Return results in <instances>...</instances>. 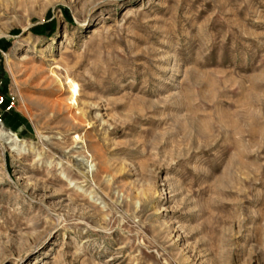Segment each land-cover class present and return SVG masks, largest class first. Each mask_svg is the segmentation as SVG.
I'll return each instance as SVG.
<instances>
[{"label":"rangeland","instance_id":"1","mask_svg":"<svg viewBox=\"0 0 264 264\" xmlns=\"http://www.w3.org/2000/svg\"><path fill=\"white\" fill-rule=\"evenodd\" d=\"M0 264H264V0H0Z\"/></svg>","mask_w":264,"mask_h":264},{"label":"bare ground","instance_id":"2","mask_svg":"<svg viewBox=\"0 0 264 264\" xmlns=\"http://www.w3.org/2000/svg\"><path fill=\"white\" fill-rule=\"evenodd\" d=\"M69 89H70V100L73 101L74 100V96L78 92V87L75 84L70 83L69 84Z\"/></svg>","mask_w":264,"mask_h":264}]
</instances>
